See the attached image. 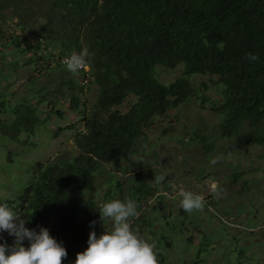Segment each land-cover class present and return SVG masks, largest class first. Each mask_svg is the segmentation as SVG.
I'll use <instances>...</instances> for the list:
<instances>
[{"label":"trees","instance_id":"1","mask_svg":"<svg viewBox=\"0 0 264 264\" xmlns=\"http://www.w3.org/2000/svg\"><path fill=\"white\" fill-rule=\"evenodd\" d=\"M84 48L90 53L88 70L68 71L65 58ZM248 53L258 60H249ZM157 66L182 71L165 85L155 76ZM193 76L215 77L210 82L219 99L193 91ZM12 77L24 80V92L0 91V137L32 146L29 139L66 102L83 124L84 131L74 138L75 156L31 167V181L20 194L12 201L0 199L28 222L27 228L48 229L67 250L63 264H70L88 247L94 216V202L85 195L89 177L103 165L114 174L125 173L124 164L148 144L156 117L196 97L201 109L207 105L218 117L207 133L192 135L206 154L225 140L264 146V0H0V79ZM59 108L55 115L61 118ZM246 173L228 178L236 184ZM127 180L113 179L115 194L126 200L123 188L128 187V199L137 202L140 213L130 221L132 228L155 242L159 264H164L175 237L188 230L185 219L168 220L159 205L154 211L165 225L154 232L151 219L145 231L146 200H162L164 186L148 184L141 174ZM247 190L242 184L240 191ZM196 231V245L193 237L186 240L194 258L184 264L200 263L216 244V237ZM0 235L12 245L14 237ZM221 264L235 262L228 257Z\"/></svg>","mask_w":264,"mask_h":264},{"label":"rangeland","instance_id":"2","mask_svg":"<svg viewBox=\"0 0 264 264\" xmlns=\"http://www.w3.org/2000/svg\"><path fill=\"white\" fill-rule=\"evenodd\" d=\"M181 71L182 67L168 70L157 66L155 76L168 85L180 77ZM211 79L216 80L215 77L193 76L189 82L198 95L203 93L210 99H219L218 88L210 82ZM23 82L16 77L0 79V91L10 88L11 92L23 94ZM203 84L207 89L203 88ZM89 96L92 98L93 94ZM133 100L130 97L128 102ZM66 103L56 107V110L60 107L63 111L62 119L55 115L56 110L51 113L47 126L37 130L29 139L32 146L0 137V199L12 201L20 194L22 188L31 181L28 176L31 167L47 161L70 160L78 153L74 138L84 128L77 114L69 111ZM199 103L196 97H189L178 108L156 117L148 131V144L124 164L127 169L125 173L114 174L109 165H103L89 177L85 195L94 202L92 222H96L91 231L94 230L99 237L105 229H112L111 221H105L103 225L99 210L111 200L124 201L115 194L114 178L129 183L127 178L134 180L141 174L143 180L152 184L155 177L163 175L165 179L161 185L164 187L160 189L163 199L152 196L146 200L144 219L147 226L144 230L149 231L147 221L151 219L154 220L151 227L154 232L165 225L161 213L154 211L159 205L166 209L163 213L168 214V220L175 216L185 219L188 229L177 235L174 248L164 253L169 258L164 264H184L194 258V247L189 246L186 240L191 236L196 245L200 240L196 230L212 235L213 239L216 237V244L210 246V254L196 264H221L228 257L235 264H264V146L242 147L225 140L217 142L214 150L206 154L199 143L191 140L192 135L207 133L218 122V117L207 105L204 110L201 109ZM127 108L128 105L121 110ZM37 109L42 111L45 107L38 106ZM45 116L41 114L42 118ZM72 125L74 128L68 129ZM58 129L64 130L60 132ZM217 156L222 159L213 165L211 160ZM242 170L247 173L236 184H232L228 176ZM212 182L218 186V196L211 191ZM242 184L247 185V191H240ZM181 188L203 195L204 209L181 212V197L178 195ZM123 190V197L128 199V187L125 186ZM188 222L192 224L189 227ZM135 229L139 230L140 227L135 226Z\"/></svg>","mask_w":264,"mask_h":264},{"label":"clouds","instance_id":"3","mask_svg":"<svg viewBox=\"0 0 264 264\" xmlns=\"http://www.w3.org/2000/svg\"><path fill=\"white\" fill-rule=\"evenodd\" d=\"M248 59L255 62L258 56L248 53ZM90 53L87 48L81 52H73L66 57L64 64L67 70L76 73L88 67ZM222 157L217 156L211 163L215 165ZM165 177H155V183L161 184ZM211 191L219 195L218 186L211 183ZM168 195V193H164ZM181 207L185 212L201 211L204 209L203 195L192 191L180 189ZM138 204L135 200H111L103 204L99 210L100 220L111 221V231H105L97 237L93 230L89 233L88 247L83 252L77 253L75 264H159L156 254L155 242L145 240L138 231L132 228L130 219L140 215L137 211ZM26 222L18 213L9 206L0 204V233L7 232L14 237L12 245H8L0 235V264H63L67 258V250L53 238L49 230L44 227L29 229ZM95 221L90 227L95 226ZM28 242V247L24 242Z\"/></svg>","mask_w":264,"mask_h":264}]
</instances>
